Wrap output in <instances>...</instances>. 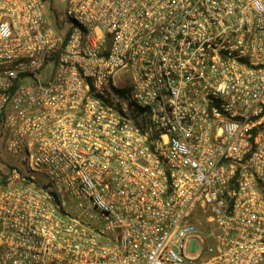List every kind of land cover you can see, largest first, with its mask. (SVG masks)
Wrapping results in <instances>:
<instances>
[{
  "label": "built area",
  "instance_id": "built-area-1",
  "mask_svg": "<svg viewBox=\"0 0 264 264\" xmlns=\"http://www.w3.org/2000/svg\"><path fill=\"white\" fill-rule=\"evenodd\" d=\"M0 167V264H264V0H0Z\"/></svg>",
  "mask_w": 264,
  "mask_h": 264
},
{
  "label": "rangeland",
  "instance_id": "rangeland-1",
  "mask_svg": "<svg viewBox=\"0 0 264 264\" xmlns=\"http://www.w3.org/2000/svg\"><path fill=\"white\" fill-rule=\"evenodd\" d=\"M3 172H2V169H1V167H0V175L2 174ZM0 181H1V178H0ZM200 228L202 229V231L203 232H206L207 230H208V227H207V223L205 222V220H204V217H203V219H202V226H200ZM197 243H196V241H192L191 243H190V245H189V252L191 253V254H194V253H196L197 252Z\"/></svg>",
  "mask_w": 264,
  "mask_h": 264
}]
</instances>
